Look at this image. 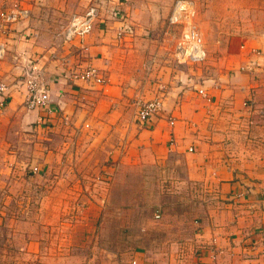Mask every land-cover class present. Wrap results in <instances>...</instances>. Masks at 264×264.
<instances>
[{
    "label": "rangeland",
    "instance_id": "obj_1",
    "mask_svg": "<svg viewBox=\"0 0 264 264\" xmlns=\"http://www.w3.org/2000/svg\"><path fill=\"white\" fill-rule=\"evenodd\" d=\"M177 1H132L131 18L153 66L173 64L188 78L233 73L240 51L264 36V0H191L206 58L179 64L174 48L183 27L169 24ZM2 2L0 12L8 6ZM52 2L41 31L54 36L44 43L56 45L87 6L84 0ZM6 50L0 82L9 84L15 59ZM154 83L165 101L167 86L160 78ZM13 100L15 106L0 110V264L185 262L197 255L196 222L211 209L236 210L232 191L223 192L209 169H195L189 151L127 146L122 128L112 132L120 136L113 146L107 129L53 128L34 122L23 102Z\"/></svg>",
    "mask_w": 264,
    "mask_h": 264
},
{
    "label": "crops",
    "instance_id": "obj_2",
    "mask_svg": "<svg viewBox=\"0 0 264 264\" xmlns=\"http://www.w3.org/2000/svg\"><path fill=\"white\" fill-rule=\"evenodd\" d=\"M2 1L1 7L17 2L31 11L30 18L18 24L17 33L7 44L15 59L7 75L12 91L8 105L17 104L13 95L24 105L25 90L14 86L12 80L22 73L25 58H37L45 70L52 114L29 110L34 122L42 119L53 128L107 129L105 135L114 140L113 146L120 136L112 132L122 128L126 134L121 140L127 146L142 145L160 152L189 151L195 169H209L215 183L223 192L232 191L238 205L236 210L206 212L194 226L196 257L177 260L176 264H212L209 244L213 238L217 240V264H264V36L240 51V66L231 68L233 73L188 78L173 64L152 65V51L141 48L146 40L138 35L131 18L133 0H84L85 13L92 7L98 9V2L104 6L98 9L92 31L81 40H66L64 36L56 45L44 43L54 36L41 31L48 19L44 11H50L54 0ZM90 1L92 5L88 6ZM116 11L125 14L134 34L117 37L120 23ZM24 29L22 38L19 32ZM86 66L96 68L104 83L74 79L73 73ZM156 78L167 86L164 114L174 118V126L164 117L144 125L136 120V102L156 96ZM139 264L156 263L145 258Z\"/></svg>",
    "mask_w": 264,
    "mask_h": 264
},
{
    "label": "built area",
    "instance_id": "obj_3",
    "mask_svg": "<svg viewBox=\"0 0 264 264\" xmlns=\"http://www.w3.org/2000/svg\"><path fill=\"white\" fill-rule=\"evenodd\" d=\"M111 2L112 0H105ZM128 0H123L126 2ZM194 4L191 0H178L176 2L174 11L169 18V24L174 27L182 26L183 31L180 38L177 40L174 48V57L179 64H198L203 62L206 58L205 42L203 37L194 24L193 17L195 11ZM99 9V8H98ZM97 7H92L84 15L75 17L68 28L65 38L72 40L73 38L82 39L89 34L96 22ZM116 17L120 23L116 34L118 38L126 35L134 34V28L127 23L122 12L116 11ZM31 11L21 3H14L11 6H5L0 12V60L5 58L8 40L12 34L17 33V26L21 22H25L30 18ZM20 36H24L19 32ZM257 53V51H254ZM23 66V75L18 78L14 86L18 89L24 88L25 100L24 106L29 110H43L48 115L52 114L50 108V95L47 84L44 82V67L41 65L40 59L25 58ZM81 72L73 73L76 80L92 81L98 84L104 83V78L100 75L98 70L92 66L81 68ZM10 88L6 82H0V110L5 108L10 102ZM159 90L161 91L162 88ZM199 94L206 97L203 90H199ZM137 113L136 120L144 125L152 122L155 118H166L170 126L175 125L173 117L165 116L166 107L161 93L154 98L144 101L138 100L136 102ZM174 143V138H171ZM190 151H193L190 149ZM38 168H33L31 172L36 173ZM158 217V216H157ZM209 257L212 264H217L218 248L217 240L213 238L209 244Z\"/></svg>",
    "mask_w": 264,
    "mask_h": 264
}]
</instances>
